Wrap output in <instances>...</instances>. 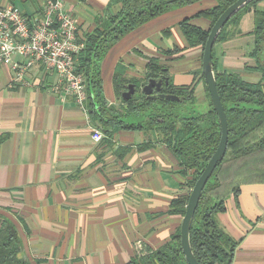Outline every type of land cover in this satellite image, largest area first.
Segmentation results:
<instances>
[{
    "label": "crops",
    "instance_id": "obj_1",
    "mask_svg": "<svg viewBox=\"0 0 264 264\" xmlns=\"http://www.w3.org/2000/svg\"><path fill=\"white\" fill-rule=\"evenodd\" d=\"M45 0H0L28 16ZM78 20V40L92 33L98 19L120 12L111 0H61ZM201 0L173 9L121 38L101 65L104 96L120 105L115 74L121 64L128 77H143L151 59L168 70L176 86H194L196 103L205 101L203 50L190 48L180 22L208 30L211 21L196 15L216 6ZM245 13L239 34L216 45L218 71L240 72L258 82L250 56L256 37L255 11ZM181 52L169 55L166 51ZM0 65V214L17 226L31 264H131L166 244L181 228L183 216L172 201L186 195L187 176L171 149L144 131L121 130L107 137L58 86V75L35 65L25 83ZM104 135L99 142L93 132ZM151 143L149 147L145 144ZM238 245L232 264H264V183L241 184L217 215Z\"/></svg>",
    "mask_w": 264,
    "mask_h": 264
},
{
    "label": "trees",
    "instance_id": "obj_2",
    "mask_svg": "<svg viewBox=\"0 0 264 264\" xmlns=\"http://www.w3.org/2000/svg\"><path fill=\"white\" fill-rule=\"evenodd\" d=\"M201 0H111V5H121V10L106 19H98L96 29L79 40L85 47L77 55V71L83 73L87 85V101L92 120L107 136L113 137L121 130L144 131L166 144L175 154L182 174L187 176L186 195L171 203V212L184 217L189 196L197 180L216 152L222 137L219 116L213 107L209 90L210 108L206 112L195 109L194 86H176L168 70L158 59L148 63L143 77H128L119 64L115 74L116 93L122 102L109 105L104 96L101 65L110 49L121 38L173 9L191 5ZM216 6L199 12L197 17L211 21L208 30L191 22H180V28L190 48L204 51L209 34L221 14L236 0H216ZM264 0H254L232 17L221 31L213 48V61L217 87L223 103L229 139L224 159L208 180L191 226V245L200 264H232L237 241L220 226L217 215L225 212L226 199L238 196L241 184L264 183V11H255V43L250 56L256 59L253 71L260 74L258 82L244 79L240 72L218 71L216 45L231 40L239 34L242 16ZM179 49L166 51L169 55ZM165 75L169 84L162 92L178 95L182 102L147 98L142 87L151 78ZM136 84V93L130 100L122 98L127 85ZM188 107L179 108L180 105ZM178 106V107H177ZM177 107V108H176ZM129 119L133 120L130 122ZM151 143L145 144L149 147ZM181 228L161 248L136 257L131 264H188L181 247ZM0 264H31L24 254V245L17 226L0 214Z\"/></svg>",
    "mask_w": 264,
    "mask_h": 264
},
{
    "label": "built area",
    "instance_id": "obj_3",
    "mask_svg": "<svg viewBox=\"0 0 264 264\" xmlns=\"http://www.w3.org/2000/svg\"><path fill=\"white\" fill-rule=\"evenodd\" d=\"M77 32L78 20L65 10L61 0H45L42 11L34 16L13 5L0 7V65L13 70L14 83L29 85L25 80L27 74L35 65L42 64L58 75L56 88L85 107L86 78L76 65L85 44L79 42ZM103 137L99 129L94 130L95 141Z\"/></svg>",
    "mask_w": 264,
    "mask_h": 264
},
{
    "label": "water",
    "instance_id": "obj_4",
    "mask_svg": "<svg viewBox=\"0 0 264 264\" xmlns=\"http://www.w3.org/2000/svg\"><path fill=\"white\" fill-rule=\"evenodd\" d=\"M253 1L254 0H236L232 5H230L213 25L203 51L202 74L205 78L213 107L219 116V121L222 129V137L216 152L210 159L208 165L202 172L201 176L197 180L194 188L190 193L189 201L186 206V213L182 219L181 247L188 264H200L195 257L191 245V226L205 186L214 173L218 164L224 159L226 155L229 139L227 116L217 87L216 71L213 61V48L216 44L218 36L220 35L221 31L228 23V21L232 17H234L242 8ZM164 84H169L168 78H151L149 79L148 83L142 87V92L147 96V98L153 100L159 99L163 101L173 102H182L184 100V98L178 95L163 93L162 90L164 88ZM136 90V84L132 83L127 85V89L125 92H123L122 98L124 100H130L136 93Z\"/></svg>",
    "mask_w": 264,
    "mask_h": 264
},
{
    "label": "rangeland",
    "instance_id": "obj_5",
    "mask_svg": "<svg viewBox=\"0 0 264 264\" xmlns=\"http://www.w3.org/2000/svg\"><path fill=\"white\" fill-rule=\"evenodd\" d=\"M205 98H206L205 101L198 100L197 103H196L195 109L198 110L199 112H206L210 108V98H209L207 92L205 94ZM188 106H189V104L187 103L186 105H183V106L180 105L179 108L181 107V109H183L184 107H188ZM129 121L133 122V120H131V119H129Z\"/></svg>",
    "mask_w": 264,
    "mask_h": 264
},
{
    "label": "flooded vegetation",
    "instance_id": "obj_6",
    "mask_svg": "<svg viewBox=\"0 0 264 264\" xmlns=\"http://www.w3.org/2000/svg\"><path fill=\"white\" fill-rule=\"evenodd\" d=\"M165 78H166V76H165V75H163V76H162V79H165ZM164 86H166V85L164 84Z\"/></svg>",
    "mask_w": 264,
    "mask_h": 264
}]
</instances>
